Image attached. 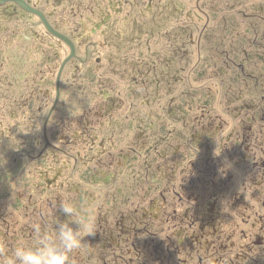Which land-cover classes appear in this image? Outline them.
I'll use <instances>...</instances> for the list:
<instances>
[{"label": "flooded vegetation", "instance_id": "1", "mask_svg": "<svg viewBox=\"0 0 264 264\" xmlns=\"http://www.w3.org/2000/svg\"><path fill=\"white\" fill-rule=\"evenodd\" d=\"M81 216L73 264H264V0L0 1V264Z\"/></svg>", "mask_w": 264, "mask_h": 264}, {"label": "clouds", "instance_id": "2", "mask_svg": "<svg viewBox=\"0 0 264 264\" xmlns=\"http://www.w3.org/2000/svg\"><path fill=\"white\" fill-rule=\"evenodd\" d=\"M60 210L68 217H72L76 211L66 203L60 205ZM76 224L77 228H73L70 223H60L58 240L43 237L35 248L16 247L8 264H73L71 254L84 247L82 232L91 230L86 217L81 216Z\"/></svg>", "mask_w": 264, "mask_h": 264}, {"label": "water", "instance_id": "3", "mask_svg": "<svg viewBox=\"0 0 264 264\" xmlns=\"http://www.w3.org/2000/svg\"><path fill=\"white\" fill-rule=\"evenodd\" d=\"M0 1H5V0H0Z\"/></svg>", "mask_w": 264, "mask_h": 264}, {"label": "rangeland", "instance_id": "4", "mask_svg": "<svg viewBox=\"0 0 264 264\" xmlns=\"http://www.w3.org/2000/svg\"><path fill=\"white\" fill-rule=\"evenodd\" d=\"M2 251H4V249Z\"/></svg>", "mask_w": 264, "mask_h": 264}]
</instances>
